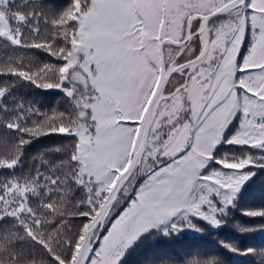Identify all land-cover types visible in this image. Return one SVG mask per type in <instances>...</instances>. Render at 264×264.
<instances>
[{
    "label": "snow or ice",
    "instance_id": "obj_1",
    "mask_svg": "<svg viewBox=\"0 0 264 264\" xmlns=\"http://www.w3.org/2000/svg\"><path fill=\"white\" fill-rule=\"evenodd\" d=\"M257 234L264 0H0V264H264Z\"/></svg>",
    "mask_w": 264,
    "mask_h": 264
},
{
    "label": "trees",
    "instance_id": "obj_2",
    "mask_svg": "<svg viewBox=\"0 0 264 264\" xmlns=\"http://www.w3.org/2000/svg\"><path fill=\"white\" fill-rule=\"evenodd\" d=\"M56 97L53 95H48L45 98L46 104H54ZM259 196V187L257 186L256 193ZM246 244H253L256 246H260L264 244V238L259 236L258 234L252 238L251 240H245ZM213 241L211 238L205 237L203 239L197 240L191 237L185 238L183 240L174 241L169 244L164 251L167 252L169 255L174 256H183L186 253L195 254L197 251L205 252L211 250ZM140 259V257L133 258V264H136V261Z\"/></svg>",
    "mask_w": 264,
    "mask_h": 264
}]
</instances>
